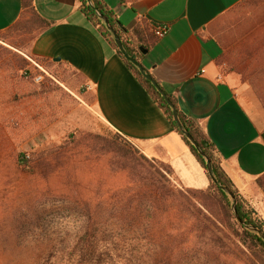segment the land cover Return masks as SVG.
<instances>
[{
	"label": "rangeland",
	"instance_id": "obj_1",
	"mask_svg": "<svg viewBox=\"0 0 264 264\" xmlns=\"http://www.w3.org/2000/svg\"><path fill=\"white\" fill-rule=\"evenodd\" d=\"M224 30L239 37L228 61L241 69L264 114V0L240 6ZM32 37L0 33V264H251L230 243L208 240L214 228L197 231L199 217L164 212L136 172L129 179L110 166L109 155L95 163L77 154L86 149H74L70 137L78 142L114 132L89 113L88 90L72 73L29 56ZM39 74L42 82L33 83ZM62 144L75 154L70 162L62 160L47 178L32 175L31 161ZM23 157L26 167L17 163ZM152 166L144 170L156 169L169 189L185 190L158 162ZM258 188L260 197H241L264 222V188ZM77 196L88 204H73Z\"/></svg>",
	"mask_w": 264,
	"mask_h": 264
},
{
	"label": "crops",
	"instance_id": "obj_2",
	"mask_svg": "<svg viewBox=\"0 0 264 264\" xmlns=\"http://www.w3.org/2000/svg\"><path fill=\"white\" fill-rule=\"evenodd\" d=\"M246 1L103 0L128 32L139 26L154 37L155 26L168 27L139 62L177 111L196 123L248 200L261 196L256 181L264 176V114L254 106L241 69L228 61L239 37L224 30ZM32 4L50 28L32 40L29 56L72 73L88 90L86 108L94 119L147 159L169 167L180 187L207 190V174L117 52L79 12L77 1ZM22 13L21 0H0V33Z\"/></svg>",
	"mask_w": 264,
	"mask_h": 264
},
{
	"label": "trees",
	"instance_id": "obj_3",
	"mask_svg": "<svg viewBox=\"0 0 264 264\" xmlns=\"http://www.w3.org/2000/svg\"><path fill=\"white\" fill-rule=\"evenodd\" d=\"M76 1L78 3L79 12L84 16L86 21L96 29L100 37L117 52L128 70L134 74L152 100L164 112L173 130L182 138L196 162L207 174L205 160L182 135L176 123L173 122L171 109L150 82L145 80L139 71L124 59L114 43L113 36L109 33L98 16L105 19L109 27L115 32L126 55L138 62L143 58L140 49L147 50L150 44L156 39L150 35L146 29L139 26L131 32L126 31L119 22L116 14L106 6L103 0H90L91 6L88 4L87 0ZM119 1L121 3H126L125 0ZM246 2L248 3L249 0ZM21 7L23 13L20 20L6 30L5 33L15 32L25 34L26 36L33 34L31 38L33 40L40 33L49 30V23L37 13L32 4V0H21ZM150 36L153 37V40L150 39ZM148 40H150V43ZM168 98L174 105L171 98L169 96ZM177 115L182 130L189 134L200 150L208 156L211 161L212 174L216 184L212 183L208 177L210 188L207 190L195 191L185 189L184 191H180L169 189L166 184L168 181L161 172L155 169V175L144 170L145 164L154 169L152 161L141 155L130 143L116 133H109L107 136H85L82 141L78 142L72 136L70 137V141L72 144H75V146H73L74 149L75 147L86 149V152H78V155L82 154L85 157L91 155L90 157L95 163L98 161L99 157L109 155L111 160L110 166L112 167L115 165L117 169L116 172L126 173L129 179L131 178L130 174H132V171L136 172V174H138V182L152 190L158 198L164 212L176 208L179 212H186L191 217H199V225L196 230L203 232L204 230L211 231V227L214 228L217 233L209 232L211 237H207L208 240L212 241L214 244L225 246L222 243L228 242L239 253L247 256L251 264H264V241L257 233L246 229V227H251L264 234V222L256 216L253 210L247 207L233 182L220 167L214 146L199 130L196 123L193 120L187 119L178 111ZM87 139H89V141ZM74 155L73 151H66L65 144H62L51 153V156L46 158L37 157L32 160V165L30 167L31 174L40 176L43 179L47 178L62 169V160L70 162ZM136 155H138V159L135 158ZM17 163L24 167L29 164L24 157L20 159V161L18 160ZM159 165L168 175H173L169 167L161 163H159ZM256 182L261 189L264 188L261 184V178ZM221 188L229 189L234 195L236 199V211L242 224L236 221L232 213V201ZM72 201L73 204L81 208L88 204V201L81 198V196L75 197ZM218 234H220L221 237H219Z\"/></svg>",
	"mask_w": 264,
	"mask_h": 264
},
{
	"label": "water",
	"instance_id": "obj_4",
	"mask_svg": "<svg viewBox=\"0 0 264 264\" xmlns=\"http://www.w3.org/2000/svg\"><path fill=\"white\" fill-rule=\"evenodd\" d=\"M88 4L91 6L90 0H87ZM99 19L104 23V25L106 26L107 30L109 31V33H111V35L113 36V40L115 45L117 46L118 51L121 53V55L124 57V59L126 61H128L129 63H131L141 74V76L147 80L148 82H150V84L155 88V90L160 94V96L163 98V100L165 101V103L167 104V106L171 109V114H172V119L173 122L176 123V125L178 126V128L180 129V131L182 132V135L190 142V144L196 149L197 153L203 157V159L205 160L206 163V170H207V175L210 179V181L214 184H216V181L213 178V174H212V168H211V161L208 158V156H206L198 147V145L196 144V142L189 136V134L187 132H184L182 130V127L180 126L179 120H178V115H177V109L176 107L172 104V102L169 100L168 96L163 92V90L157 85V83L154 81V79H152V77L146 73L144 67L141 65L140 62H138L135 59H132L130 57H128L126 55V53L124 52L122 45L118 39V37L116 36L115 32L109 27V25L107 24L106 20L103 19L101 16H98ZM142 54H146V50H142L140 49ZM58 61V60H57ZM210 187H208L209 189ZM225 194L231 199L232 201V213L236 219V221L239 224H242L237 211H236V199L234 197V195L232 194V192L227 189V188H221ZM246 229L255 232L258 234V236L264 241V234L254 228L251 227H246Z\"/></svg>",
	"mask_w": 264,
	"mask_h": 264
},
{
	"label": "built area",
	"instance_id": "obj_5",
	"mask_svg": "<svg viewBox=\"0 0 264 264\" xmlns=\"http://www.w3.org/2000/svg\"><path fill=\"white\" fill-rule=\"evenodd\" d=\"M167 33H168V27H166V26H155L153 28V35L156 39H162L164 36L167 35ZM41 72L45 74V72L43 70H41ZM42 80H43V76L41 74L35 75L32 78V82L35 84L41 83Z\"/></svg>",
	"mask_w": 264,
	"mask_h": 264
}]
</instances>
